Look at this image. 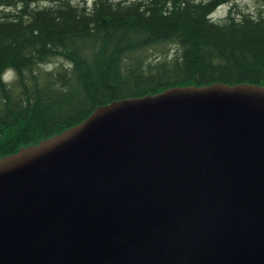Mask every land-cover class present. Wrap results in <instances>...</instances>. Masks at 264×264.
Returning a JSON list of instances; mask_svg holds the SVG:
<instances>
[{"label":"water","instance_id":"95a60500","mask_svg":"<svg viewBox=\"0 0 264 264\" xmlns=\"http://www.w3.org/2000/svg\"><path fill=\"white\" fill-rule=\"evenodd\" d=\"M0 264H264V88L113 102L1 158Z\"/></svg>","mask_w":264,"mask_h":264},{"label":"trees","instance_id":"16d2710c","mask_svg":"<svg viewBox=\"0 0 264 264\" xmlns=\"http://www.w3.org/2000/svg\"><path fill=\"white\" fill-rule=\"evenodd\" d=\"M233 1L0 0V159L113 102L176 87L264 88V0L253 14Z\"/></svg>","mask_w":264,"mask_h":264},{"label":"rangeland","instance_id":"374dc122","mask_svg":"<svg viewBox=\"0 0 264 264\" xmlns=\"http://www.w3.org/2000/svg\"><path fill=\"white\" fill-rule=\"evenodd\" d=\"M72 1L77 4H82L83 2H85L86 4L87 3L90 4L92 2V0H72ZM233 3H235L240 10L250 14L255 13L257 8L261 4L259 0H234ZM35 5H37V7L48 6L49 0H36ZM227 9L228 6L219 7L212 15V20L218 21L224 18V16L227 13Z\"/></svg>","mask_w":264,"mask_h":264}]
</instances>
